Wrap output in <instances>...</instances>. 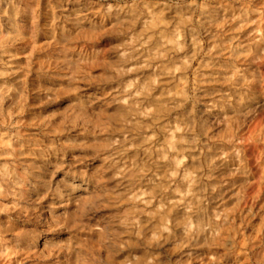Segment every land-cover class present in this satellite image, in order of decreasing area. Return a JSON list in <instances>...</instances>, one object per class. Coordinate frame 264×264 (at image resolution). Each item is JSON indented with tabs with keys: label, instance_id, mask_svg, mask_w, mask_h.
I'll return each instance as SVG.
<instances>
[{
	"label": "rangeland",
	"instance_id": "rangeland-1",
	"mask_svg": "<svg viewBox=\"0 0 264 264\" xmlns=\"http://www.w3.org/2000/svg\"><path fill=\"white\" fill-rule=\"evenodd\" d=\"M0 264H264V0H0Z\"/></svg>",
	"mask_w": 264,
	"mask_h": 264
},
{
	"label": "bare ground",
	"instance_id": "bare-ground-1",
	"mask_svg": "<svg viewBox=\"0 0 264 264\" xmlns=\"http://www.w3.org/2000/svg\"><path fill=\"white\" fill-rule=\"evenodd\" d=\"M85 192H88L87 191V189H83ZM44 240V239H43ZM51 240H50V238L49 237H46L45 238V241L43 242V246H44V244H48L49 242H50Z\"/></svg>",
	"mask_w": 264,
	"mask_h": 264
}]
</instances>
